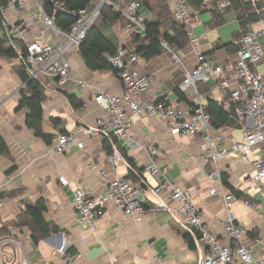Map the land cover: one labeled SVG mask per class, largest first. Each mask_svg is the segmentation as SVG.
I'll list each match as a JSON object with an SVG mask.
<instances>
[{
  "label": "crops",
  "instance_id": "0c3cea01",
  "mask_svg": "<svg viewBox=\"0 0 264 264\" xmlns=\"http://www.w3.org/2000/svg\"><path fill=\"white\" fill-rule=\"evenodd\" d=\"M99 2L101 0H92L94 4ZM168 3L169 0L160 13L161 35H171L175 24L171 3ZM28 9L33 13L38 11L32 2H29ZM5 19L17 24L24 17L12 10ZM261 21L264 22V8L260 20L249 29L258 30ZM96 26L112 43L115 51L124 47L136 53L140 47L147 45L145 36L123 17L112 23L100 18ZM194 31L200 38L197 50L202 54L223 66L236 62V52L232 48L239 45L240 38L235 37L239 24L233 16L225 15L221 25L213 26L211 15L204 14ZM2 34L0 30V37ZM34 40L55 43L52 31L40 23H34L25 37V42ZM259 41L264 49V37H260ZM6 48H9L8 44ZM160 51L150 60L140 56L135 64L140 75L151 78L148 91L140 100H163L189 112L196 100L180 94L178 87L184 69L191 70L195 65V52L188 47L180 49L178 54L183 60V67H180L171 63L165 51ZM68 59L72 68L69 83L61 86L52 78H42L39 131L46 137H52L51 142L46 143L27 127L29 111L19 105L21 92L28 97L30 94L19 77L18 62L15 58L0 55V140L8 150L6 155L0 156V193L19 191L15 198L1 201L0 220L10 225L26 205L40 204L43 220L57 230L37 244L31 240L26 242L25 251L32 264H65L58 251L60 249L81 254L80 260L74 264H196L195 249L189 248L186 234L164 210L157 214L148 213L138 223L133 217L124 216L108 205L105 215L93 226L78 220L72 206L74 188L81 186L88 193L103 195L105 186L99 173L107 171L112 177L128 179L130 173L126 160L133 162L134 168L142 172L141 177L151 187H164L158 198L170 207H177L168 198L171 187L188 192L195 207L202 212L204 224L220 236L224 233L218 220L224 219L227 213L220 195L222 189L233 190L248 200L256 201L261 212L264 210V195L251 182L253 170L250 164L243 163L237 154L230 153L219 163V171L227 177L229 188L213 182L209 178L210 168L202 160L204 150L199 136L172 135L157 118H148L143 114L131 116V143L118 142L123 160L111 167L108 163L111 153L109 146L100 135L93 133L98 129V120L106 118V114L94 102V96L98 90L119 96L123 91L122 85L113 71L89 70L77 50L71 51ZM255 69L264 79V59ZM199 99L204 105L208 100L217 101L218 95L212 84L203 86ZM228 118V122L216 132L222 134L223 146L230 149L235 141L240 140L241 125L235 118ZM64 132L75 134L84 142V147L72 145L64 154L53 153V138ZM149 147L154 150L152 156ZM253 155L251 159L259 156V152ZM154 164L158 168H166V172L158 178L145 173ZM59 178H64L69 186H63ZM132 181L137 182L136 179ZM211 190H215L216 194L210 195ZM158 198L145 196L144 207L152 208ZM230 212L237 223L248 231L243 244L253 247L258 256H264V248L252 245L253 237L264 231V220L238 202L233 203ZM117 227L119 229L114 231ZM223 241L229 243L228 239Z\"/></svg>",
  "mask_w": 264,
  "mask_h": 264
},
{
  "label": "built area",
  "instance_id": "2783aa9c",
  "mask_svg": "<svg viewBox=\"0 0 264 264\" xmlns=\"http://www.w3.org/2000/svg\"><path fill=\"white\" fill-rule=\"evenodd\" d=\"M169 1L173 8V21L182 27L188 38V48L195 52V65L191 70L184 69L178 87L183 96L195 98L193 108L185 112L163 100H140L141 96L147 93L151 78L140 75L135 69L140 56L121 47L113 55H107L106 60L117 72L123 91L119 96L109 95L102 90L96 92L94 102L103 110L106 118L98 120V129L93 133H97L109 143L111 153L108 163L115 167L123 160L118 142L131 143V116L143 114L148 118H157L172 135L200 137L204 150L202 160L210 168L209 178L213 182L222 184L220 161L230 153L237 154L243 163L250 164L253 170L251 182L256 184L264 195V79L255 69L264 59V49L259 41L260 37H264V22H259L258 30L249 29L248 33L240 38L236 62L226 66L197 50L200 38L194 31L202 15L211 12L223 16L231 15L236 21L239 16L247 18L249 15L261 14L262 9L257 8L260 0H200L199 6L196 7H193L189 0ZM29 2L38 8L37 12L29 11ZM237 2L249 5L250 10H237ZM123 3L124 0H118L116 3L111 0H101L98 4L91 2L86 8L70 13L75 18L74 24L68 31H62L55 27L53 18L43 11L38 0H7L6 6L0 7L3 36L30 81L42 84V78L49 77L64 86L71 81L69 53L77 50L89 30L97 25L104 6L113 7L145 36V16L141 13L140 4L132 1L122 7ZM52 5L56 13H69L62 3L54 2ZM12 10L19 12L24 19L17 24L7 21L6 15ZM34 23H40L44 28L50 29L55 43L41 40L25 42V37ZM17 40L24 43L20 44ZM159 45L167 53L172 64L183 67L182 57L178 54L179 48L162 38L159 39ZM200 84H212L218 95L216 102L229 117L235 118L241 125L240 140L235 141L230 149L223 146L222 134L216 132L210 124L206 105L199 99ZM72 145L83 148L84 142L73 133L57 134L53 138L51 151L61 155ZM148 150L152 156L153 148L149 147ZM254 152H259V156L251 159ZM165 172L166 168H158L154 164L145 173L158 178ZM99 174L105 186L103 195L88 193L81 186L73 190L72 206L81 223L93 226L105 215L108 205H112L124 216L133 217L138 223L146 214H157L164 210L193 242L196 264H264V256H258L253 247L243 244L248 231L237 223L234 214L230 212L233 203L238 202L247 210L259 214L264 220V210L261 212V207L256 201L237 198L232 192L222 189L220 195L227 213L224 219L218 220V225L224 233L220 236L204 224L202 212L195 207L188 192L171 187L168 198L177 206L172 208L158 198L164 188L162 185L153 188L141 176L138 183L134 184L130 179L112 177L107 171H101ZM59 181L63 186H69L64 178H59ZM215 194V190L210 191V195ZM147 195L158 198L157 204L150 209L145 208L143 204V198ZM118 229L117 227L114 231ZM1 232L6 235L0 237V264H32L25 251V244L30 240L27 231L16 225H6L0 220ZM225 239H228L229 243H225ZM252 245L264 248V231L253 237ZM58 251L65 264H74L81 258L78 253H67L63 249Z\"/></svg>",
  "mask_w": 264,
  "mask_h": 264
},
{
  "label": "trees",
  "instance_id": "16d2710c",
  "mask_svg": "<svg viewBox=\"0 0 264 264\" xmlns=\"http://www.w3.org/2000/svg\"><path fill=\"white\" fill-rule=\"evenodd\" d=\"M41 3L43 11L53 18V24L56 28L62 31H68L70 27L74 24L75 18L70 13H76L81 9L86 8L91 4L92 0H38ZM116 3L118 0H111ZM135 1L140 4L141 13L145 16V27L146 34L145 39L147 41L146 46L140 47L135 54L141 56L144 60H150L160 54V45L159 39H165L170 44L175 45L179 49H184L188 47V38L186 37L183 29L178 24L172 26V33L161 35L160 27V13L165 7L167 0H124V3L121 4L122 7H125L129 2ZM58 2L62 3L64 8L69 13H60L55 12L52 3ZM190 4L193 7L199 6L200 0H189ZM7 4V0H0V7H4ZM235 8L241 12H247L250 10V6L246 4L236 3ZM258 9L264 8V0H260L257 4ZM211 17L213 21V26H219L223 23L224 16L218 14L217 12H211ZM100 18L106 23H112L118 21L121 18V14L114 10L113 7L104 6L100 12ZM261 18V14L249 15L247 18L238 17L237 22L239 24V32L236 33V38H241L243 35L247 34L249 27L258 22ZM3 17L0 14V30H2ZM6 39L3 34L0 37V55L8 58H15V54L12 49L6 48ZM20 45V44H18ZM240 46L236 45L232 48L233 52H237ZM78 54L84 61L86 67L91 71H113L117 75V72L111 67V65L106 60V56H111L114 54L115 50L112 45L99 31L97 26L92 27L84 41L79 45ZM18 74L22 82L25 83V88L30 94L26 96L25 93L21 92V101L20 107H26L29 111L26 118V125L28 128L35 131L36 136L41 137L46 143H50L52 137H46L42 135L39 131V126L42 119V107L43 102V88L42 85L36 81H30L25 70L19 65ZM204 86V85H203ZM202 84L198 86V91L201 92L203 88ZM206 112L210 117L211 126L217 131L222 128L228 122V116L224 112L222 106L217 102L208 100L206 104ZM65 133V132H64ZM106 145L109 146V143L106 141ZM110 148V147H109ZM7 147L0 140V156L7 154ZM123 158V157H122ZM127 166L129 168L130 177L128 179L135 180L134 184H137L139 177L141 176V171H138L134 168L133 162L126 160ZM135 177V179H133ZM221 182L224 187L229 188L227 177L225 175L221 176ZM237 198H245L243 195L231 190ZM19 194V191L12 193H0V200L5 198H15ZM43 208L40 204L30 206L26 205L25 210L21 212L10 225H16L21 228H24L30 240L34 243L50 233H56L57 230L45 223L42 218ZM6 235L5 232L0 233V237ZM189 248L194 249V244L189 240L186 235Z\"/></svg>",
  "mask_w": 264,
  "mask_h": 264
},
{
  "label": "rangeland",
  "instance_id": "374dc122",
  "mask_svg": "<svg viewBox=\"0 0 264 264\" xmlns=\"http://www.w3.org/2000/svg\"><path fill=\"white\" fill-rule=\"evenodd\" d=\"M170 2V1H169ZM171 3V2H170ZM170 3H168V5H170ZM171 8H172V5H171ZM172 10H173V8H172ZM164 28V27H163Z\"/></svg>",
  "mask_w": 264,
  "mask_h": 264
}]
</instances>
